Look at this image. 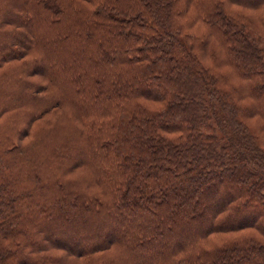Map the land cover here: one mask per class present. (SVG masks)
<instances>
[{
	"label": "trees",
	"instance_id": "trees-1",
	"mask_svg": "<svg viewBox=\"0 0 264 264\" xmlns=\"http://www.w3.org/2000/svg\"><path fill=\"white\" fill-rule=\"evenodd\" d=\"M264 0H0V264H264Z\"/></svg>",
	"mask_w": 264,
	"mask_h": 264
},
{
	"label": "rangeland",
	"instance_id": "rangeland-1",
	"mask_svg": "<svg viewBox=\"0 0 264 264\" xmlns=\"http://www.w3.org/2000/svg\"><path fill=\"white\" fill-rule=\"evenodd\" d=\"M264 134V132H262Z\"/></svg>",
	"mask_w": 264,
	"mask_h": 264
}]
</instances>
